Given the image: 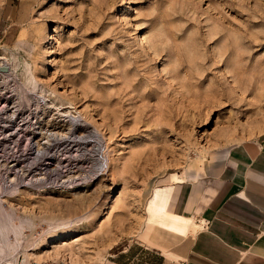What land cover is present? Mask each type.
Wrapping results in <instances>:
<instances>
[{
  "label": "rangeland",
  "instance_id": "1",
  "mask_svg": "<svg viewBox=\"0 0 264 264\" xmlns=\"http://www.w3.org/2000/svg\"><path fill=\"white\" fill-rule=\"evenodd\" d=\"M2 62L17 66L20 82L23 65L32 69L42 93L30 96L44 97L53 116L44 131L64 134L62 114L81 117L103 135L114 170L91 179L79 145L93 141L88 131L42 140L40 148L61 150V167L52 157L45 171L33 161L41 135L28 141L5 137L16 125L1 130L0 202L30 224L18 239L7 236L0 264H125L136 243L150 249L152 238L171 235L177 244L198 230L180 215L178 185L196 183L230 147L264 139V0H0ZM15 95L0 93L6 116ZM38 176L40 190L30 186ZM18 182L20 193L10 194ZM163 187H171L166 213L186 222L184 232L149 217ZM20 242L36 245L28 253Z\"/></svg>",
  "mask_w": 264,
  "mask_h": 264
},
{
  "label": "crops",
  "instance_id": "2",
  "mask_svg": "<svg viewBox=\"0 0 264 264\" xmlns=\"http://www.w3.org/2000/svg\"><path fill=\"white\" fill-rule=\"evenodd\" d=\"M179 191L180 215L197 232L177 244L171 235L165 242L152 238L150 249L136 243L125 264H264V139L230 147Z\"/></svg>",
  "mask_w": 264,
  "mask_h": 264
},
{
  "label": "bare ground",
  "instance_id": "3",
  "mask_svg": "<svg viewBox=\"0 0 264 264\" xmlns=\"http://www.w3.org/2000/svg\"><path fill=\"white\" fill-rule=\"evenodd\" d=\"M0 67H4V68H0V93H3L4 90H8V93H15L16 94L15 97H12L13 98L12 101L14 102V106H15V110L13 109L14 110L13 116L11 117L8 114L6 116L4 111H0V131L5 130L6 132L9 131V133H10V131H11L10 129H12L11 128L12 125L17 126V129L15 128L16 129L15 131L12 130L11 134H9L8 136H5V137L13 138V139L14 138L19 139L18 136L23 134V135H21L22 138L27 139L28 141L30 139V141H31V139L38 138L41 135L40 136L41 140L38 139L39 141L34 142V144L36 143L37 151H36V157L33 161H37V163L42 164L44 166V170L46 171L47 166H49L52 162V159H53L52 157H54L58 160V165H59V167H61L60 160H59V157H60L59 153L61 152V150H58L59 147H56L57 143L56 144L54 143V147H56V148H53L54 149V151L52 150L53 152L51 150L43 148V147L40 148L42 146V144H41L42 140L45 139L46 141H44V142H47V144H49L52 141H54V142L62 141L64 139V138H62L63 136H68L70 134L73 135L75 130L80 129V130H83L85 132L88 131L87 132L88 137L93 139V141L91 140L92 142L84 143L83 141L86 140L84 138V139H82V143L79 145H81V147L83 146L82 147L83 150L80 149V152L82 153V156L86 158V161H87L86 163L88 164L87 166L91 165L90 166L91 176H92L91 179L96 178V176H103L104 175L103 172H105V170L107 173L105 175H108L110 173L109 159L107 157L108 156V147L106 144V140L104 139L103 135L99 131H97V129L94 131L93 130L90 131L91 124L88 121L82 119L79 116L72 115L70 112H68L66 115L62 114V116H61L64 118L63 122L65 123V126L67 127L66 133L63 134L64 130L62 132L44 131V129L47 125V122L50 119H52L53 116L51 117L48 114V112L46 111V109H48V107H47L48 103L44 100V97H42L41 95L40 96L35 95L34 98L32 96H30L31 93H38V92L42 93V87L40 86L39 83H37L36 77H34L32 69L29 68L28 64L23 65L24 81L20 82L19 77L17 76V71H18L17 66L15 69H13L7 63L2 62V63H0ZM33 101L36 102V104H34V109L32 108L33 107L32 106ZM58 114L60 115L59 111H58ZM18 121H19V123H17ZM17 130H20V131L17 132ZM6 132L4 134H6ZM59 138H61V139H59ZM76 138H78V137H76ZM76 145H78V144L76 143L75 146ZM31 148H32V146H31ZM36 148H34V150ZM34 156H35V154H34ZM64 160H65L66 164H68L70 162V159L65 158ZM76 160H78V159H76ZM44 162H46V163L43 164ZM56 164H57V162H56ZM79 164H81V163H79ZM66 168H68V167L66 166ZM77 169H78V167H77ZM113 170H114V168H112V170H111V173H110L111 176L113 175ZM57 171H58V169H53L52 173L54 174ZM72 171H73V169H72ZM82 173H85V172H82ZM65 174H67V173H65ZM86 174H88V173H86ZM68 177H70V176H68ZM74 177H76V175ZM173 177H174L175 181L178 179L175 176H173ZM35 179L36 180H34V181H32V180H31V182L29 181L30 186H31V188L40 190V188L42 186V182L40 180H42L43 178L41 179L38 176V178L36 177ZM10 180L13 181V179H11V178H10ZM89 180H90V176H89ZM12 181H9V182H12ZM14 182H15V180H14ZM39 182H41V184H39ZM18 183H16V184L14 183L15 188H14V190H12V192L10 194H12V193L17 194V192L19 191L18 187H20L19 186L20 183L19 184ZM84 183H82V184H84ZM38 184L41 186H39ZM3 187H5V186H3ZM1 188H2V185L0 183V192H1V190H3ZM5 188H7V186ZM60 188L72 190L75 187H73V186L70 187L69 185H67V186L66 185H60ZM39 190H37V191H39ZM170 191H171V187L156 188L153 191V194H152V197H151V200H150V203L148 205L147 210H148L150 219H157V218H154L156 216L157 217L158 216L167 217V220L169 222L168 223L166 222L167 224L163 223V226L164 227L167 226L168 229H170V228H172L174 230L176 229V231H177L180 228H185L187 226V224L181 218H174L172 216L169 217L166 215L164 210L166 209V205H167V201L169 198ZM19 193H20V191H19ZM6 210H8V209H6ZM16 222H18V224H15ZM26 224H30L29 219L15 217L10 211H5L1 205V202H0V253H1L3 248H6V246L4 244H6L7 236L11 235L14 237V239L15 238L18 239V237H20L22 234L23 226ZM73 225H75V221L71 220L68 222L64 221V222H61L58 224H54L52 226L53 228H51V227L50 228H51V230H54V229H61V228H65V227H71ZM76 241H77V239L73 240V238H71L70 240H67V241H60L58 243H53L51 246L49 245L48 251L49 250L53 251V250L57 249L58 247L61 246L62 243H63V245H71L72 243H74ZM35 245L36 244L33 243V244L29 245L27 249L23 250L24 248H22V244L20 242L19 247L23 252L29 253V252H32L34 250ZM24 254L26 255V253H24ZM31 255L34 256L33 253ZM26 261L27 260L25 258L23 263L26 264ZM7 264H13V263L10 261ZM15 264H16V262H15Z\"/></svg>",
  "mask_w": 264,
  "mask_h": 264
},
{
  "label": "built area",
  "instance_id": "4",
  "mask_svg": "<svg viewBox=\"0 0 264 264\" xmlns=\"http://www.w3.org/2000/svg\"><path fill=\"white\" fill-rule=\"evenodd\" d=\"M4 68V67H0ZM28 264H69L67 260L30 262Z\"/></svg>",
  "mask_w": 264,
  "mask_h": 264
}]
</instances>
